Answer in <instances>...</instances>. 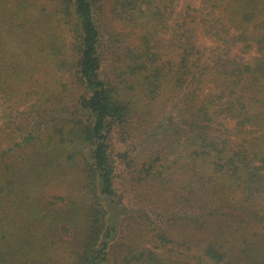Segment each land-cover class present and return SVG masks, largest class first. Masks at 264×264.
<instances>
[{
	"label": "trees",
	"instance_id": "trees-1",
	"mask_svg": "<svg viewBox=\"0 0 264 264\" xmlns=\"http://www.w3.org/2000/svg\"><path fill=\"white\" fill-rule=\"evenodd\" d=\"M0 264H264V0H0Z\"/></svg>",
	"mask_w": 264,
	"mask_h": 264
},
{
	"label": "rangeland",
	"instance_id": "rangeland-1",
	"mask_svg": "<svg viewBox=\"0 0 264 264\" xmlns=\"http://www.w3.org/2000/svg\"><path fill=\"white\" fill-rule=\"evenodd\" d=\"M194 3L196 6H201L202 0H194ZM198 39L199 42H211V40L207 39L206 36H204L200 31L198 33ZM118 173V183L120 187V184L123 185V183L126 181L125 177L123 176L126 172L124 170L119 169ZM79 184V176L75 172H72L69 177H62L57 180H54L43 189L41 203H43V205L48 208H51L55 211H59L63 206V196L68 197V195L70 194L74 198H77L78 193L76 188L79 186Z\"/></svg>",
	"mask_w": 264,
	"mask_h": 264
}]
</instances>
